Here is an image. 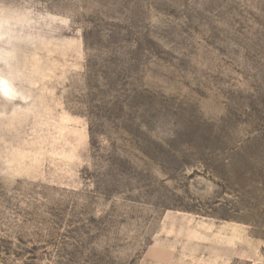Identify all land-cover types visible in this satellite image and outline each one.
Instances as JSON below:
<instances>
[{
  "label": "rangeland",
  "instance_id": "1",
  "mask_svg": "<svg viewBox=\"0 0 264 264\" xmlns=\"http://www.w3.org/2000/svg\"><path fill=\"white\" fill-rule=\"evenodd\" d=\"M0 264H264V0H0Z\"/></svg>",
  "mask_w": 264,
  "mask_h": 264
},
{
  "label": "bare ground",
  "instance_id": "2",
  "mask_svg": "<svg viewBox=\"0 0 264 264\" xmlns=\"http://www.w3.org/2000/svg\"><path fill=\"white\" fill-rule=\"evenodd\" d=\"M4 82H5V81H4ZM1 85H2V84H1ZM3 85H4V84H3ZM1 89H2L1 92H2V94H3L4 97H6V98H11V97L9 96L10 94H9V92H8V88H7V87H4V86H3Z\"/></svg>",
  "mask_w": 264,
  "mask_h": 264
}]
</instances>
